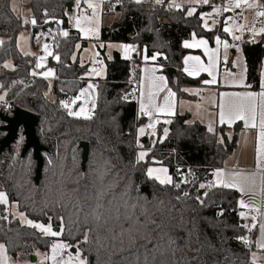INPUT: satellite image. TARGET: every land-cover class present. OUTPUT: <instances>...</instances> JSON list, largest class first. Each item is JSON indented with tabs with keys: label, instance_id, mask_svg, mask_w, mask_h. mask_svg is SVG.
I'll use <instances>...</instances> for the list:
<instances>
[{
	"label": "trees",
	"instance_id": "1",
	"mask_svg": "<svg viewBox=\"0 0 264 264\" xmlns=\"http://www.w3.org/2000/svg\"><path fill=\"white\" fill-rule=\"evenodd\" d=\"M69 2L24 0L23 4L30 10L29 18L36 20L31 37L53 33V54L60 57L59 62L52 58L49 62L55 69V100L49 101L47 82L31 74L34 59L17 49V35L28 24L13 13L10 0H0V93L14 98L13 108L38 117L37 136L50 150L44 154L38 185L33 181L36 162L30 152L22 160L21 149L15 158L12 149L0 156V183L9 203L30 220L62 230L59 239L78 246L89 264H250V249L241 239L248 234L239 219L237 191L200 187L208 184L212 169L220 167L235 149L240 125L233 126L228 138L224 126L212 133L199 123H188L186 115H177L163 140L158 127L146 161L137 162L136 130L144 118L137 117L135 102L121 99L132 88L128 84L131 62L116 52L109 60L104 58L105 77L97 83L91 119L69 115L61 102L76 96L87 72V66L70 59L81 39L69 31ZM111 7L119 19L101 28L99 41L138 45L149 58L161 55L155 64L164 72L174 69L172 75L165 74L178 96L184 95V88L202 86L205 75L191 78L182 72V58L188 52L182 42L195 33L212 43L219 30L206 31L198 15L188 16L185 10L167 12L136 0H108ZM64 30L70 35L60 36ZM241 50L246 83L257 90L263 43H243ZM100 55L104 57L103 50ZM9 60L12 68L4 66ZM133 62L140 64L141 56ZM82 142L88 144L84 170ZM154 162L168 168L179 188L147 177L146 168ZM185 168L194 172L190 181L184 180ZM145 187L148 194L141 192ZM53 239L22 225L0 205V243L8 254L31 259L35 251H48Z\"/></svg>",
	"mask_w": 264,
	"mask_h": 264
},
{
	"label": "snow or ice",
	"instance_id": "2",
	"mask_svg": "<svg viewBox=\"0 0 264 264\" xmlns=\"http://www.w3.org/2000/svg\"><path fill=\"white\" fill-rule=\"evenodd\" d=\"M85 2L88 5V8L92 9V13L90 16H84V17H77L75 18V26L84 33L85 37L89 36H97L99 32V19L97 16L96 8L98 5L92 3V0H85ZM142 0H136V3H141ZM157 4H161L163 0H155ZM193 4H203L208 5L210 3V0H191ZM75 3L77 7L80 5V0H75ZM172 5L179 8L180 5L176 4L175 0H172ZM258 4L256 3V0H228V3L224 7H218L213 5V13H205L200 16V19L204 21L203 27L211 31V27L208 24V20L213 18V15H220L223 12L228 11H235L236 9H240V15L243 16V10L244 9H253L257 8ZM196 12L195 7H192L188 10V16H192ZM256 17H264V10L257 11L255 13ZM232 20V17H229L223 21V31L227 33L228 35L232 36L234 40H240L241 36L236 35L233 29L237 30H243L246 27V24H240L233 22L231 25L229 24V21ZM246 20V18H245ZM24 23H28L27 20L24 21ZM31 23L33 25L36 24V20L32 19ZM57 24L61 23L60 21H56ZM264 23V22H262ZM213 26L216 24V20L212 19ZM252 33L253 36L264 34V26L257 29L255 26L248 29ZM64 37L68 36V32L64 31L61 33ZM216 42V48L211 49L208 47V41L205 39H196L195 33L193 34V42H185L184 47L185 48H196L200 47L203 49L204 54L208 57L207 64L204 63L198 56H189L185 58V65L186 67L183 69L186 73H188L191 76H198L200 72H207L208 75L211 77L209 80L203 81L206 85H213L217 83V67L219 63V50L222 46L224 49V64L227 65V50L229 47H234L235 45H230L227 40H222L219 36L215 38ZM2 43V42H0ZM79 48V45L76 46ZM100 47H104V45H100ZM109 47H113L112 45H109ZM120 49L123 50V55L125 59H131L130 53L135 52L136 49L131 45H119ZM42 51L44 52L43 56L38 57V61L36 64V68H42L44 67V62L46 61L48 56H52L53 52L51 49V46L47 43L43 45ZM95 55L98 57L99 53H95ZM156 54H154L151 59L155 60ZM54 59L59 62L60 57L59 55H55ZM144 59L147 61L149 57L145 56ZM73 60H75V56H73ZM189 61H191V65H189ZM95 63L102 64V60H95ZM5 67H9V65H4ZM238 64L234 63L233 67H237ZM145 72V76L141 80L140 84V97H139V112L149 118L150 123H148L146 126L138 128V136H137V143L139 145V137L145 135L146 131L151 129V134L155 135L156 132V125L160 123V120L158 118L159 114H163L165 116H172L175 115V108H176V102L174 100L176 93L173 92L170 88H167V82L163 76H156L155 72L156 69L152 68H145L143 70ZM246 71V69L244 70ZM92 72L96 73L97 75H100V72H96L95 69L92 70ZM33 76L37 75L35 71L31 73ZM43 77L45 79H48L50 76L54 75V72L52 69H49L48 71L44 72ZM225 82L230 83L237 86H245L244 85V77L243 72L240 74V79L236 80L234 78V74L232 72H227L225 74ZM228 77H232L231 80L228 79ZM262 77H264V73H262ZM96 86L93 84H89L87 88L83 89L79 96L75 97L73 100H71V103L68 101H62V106L69 110V115L77 116L79 117L82 113L85 112V108L82 106L79 111L73 112L71 110V104H75L77 100H80L81 97H85L89 94V90L94 89ZM247 87H250V85H247ZM165 89H167L165 95L162 97V103H158V98L160 97L161 92H165ZM190 91V94L192 95H199L200 90H187ZM135 92V90H134ZM4 97L0 96V100H3ZM124 99H128V96L126 95ZM259 101V102H258ZM85 104H87V100H85ZM200 106L197 105V108ZM219 107V123L221 125L227 123L229 127L236 121V120H243L244 126L246 129H257V146H256V171L246 173L243 171H234V172H225L224 170H216L213 175L215 176V180L208 184L204 185L201 184L200 187H208L211 189L212 187H222V188H230L235 189L238 192L241 193V195H248L256 194V189L259 186L261 191H264V79L261 81V91L257 94L254 92H246V93H221L220 94V103L218 105ZM94 108V103H93ZM85 119H91L90 115H84ZM258 119V123H257ZM165 124H171L172 121L170 119H165L163 121ZM168 128H164V137L166 138L168 135ZM208 131L215 133V129L212 127L211 124H209ZM221 143L223 140L221 139ZM141 148H143V145H139ZM148 155L147 151H140L137 156V162L142 161L145 159V157ZM167 168H149L148 169V175L149 177L153 176V173H162L163 175H156L155 179H157L161 184L166 185H173L176 188H179V184H175L172 180V177L167 175ZM259 181V185H258ZM100 195H103V192L100 193ZM189 194L188 192L184 193V196L187 197ZM206 195V193H205ZM99 198V197H98ZM199 199V197L197 198ZM203 204V200L200 201ZM0 205H9V198L7 193L0 191ZM240 208H255L254 202L245 201L244 199H241L239 201ZM15 207V205H13ZM257 212H259V208H255ZM222 214V213H221ZM20 219L22 221H25L27 225L38 229L41 233H43L46 236L51 237H58L62 234V230L60 231H53L51 224L44 225L42 223H34L32 220L27 219L23 213L18 214ZM242 218H247L245 212H240L239 214ZM4 219H7V217H3ZM252 219L255 221L256 217L253 216ZM138 223V221H137ZM155 223L154 221L152 222ZM146 227V225H145ZM245 227L249 228V231L252 230V228L256 227V224L252 225H245ZM260 233L262 239L257 242V246L260 249H264V223L260 224ZM131 239H135L134 237H131ZM241 239L244 241V243L248 244L250 243L247 238L241 237ZM88 242V237L85 235L84 243ZM172 243H175V241H172ZM73 247H76V253L73 254L71 249ZM64 248H68L69 251L67 253H63L61 250ZM10 257L8 256V249L6 246L2 243H0V264H9ZM45 260H51L52 264H89L87 257L82 255L81 249H79L78 246H74L71 244H65L62 241L53 242L51 244V255L44 254ZM253 264H255V255L253 256Z\"/></svg>",
	"mask_w": 264,
	"mask_h": 264
},
{
	"label": "crops",
	"instance_id": "3",
	"mask_svg": "<svg viewBox=\"0 0 264 264\" xmlns=\"http://www.w3.org/2000/svg\"><path fill=\"white\" fill-rule=\"evenodd\" d=\"M184 1L191 2V0H184ZM262 2H263V4H261ZM262 2L260 4H258V6H264V0H262ZM73 5L74 4H72V6H71V11H72ZM25 8H27V7H25ZM187 13H188V11L186 12V14ZM262 18H263L262 22H264V17H262ZM247 23H248V19L246 18V20H244V22L242 24H246V26H247ZM201 25L203 27V21H201ZM68 26H69V24H68ZM209 26L211 27V31L215 30L211 25H209ZM262 26H264V23H261V27ZM203 28L206 31H209L205 27H203ZM243 30L235 29V31H234L235 34L241 36V39L240 40H233V43H231L232 41H231L230 35L225 33L223 31V29L219 30V31L223 32L225 34V37L220 36L218 34H215L214 37L212 38V43H208L209 48L215 49L217 47L216 42H215V38L217 36H219L221 39L225 38L224 40H227L230 45H235L234 47H229V49L227 50V59H228L227 65H225L223 62L224 61V49L222 46L220 47L219 63H218L217 73H216L217 74V83L213 84V85H206L202 82L201 87L184 88L183 89L184 95L178 96L176 94V96L174 98V100L176 102L175 115H172V116H165L163 114L158 115L160 123H158L156 125V130H155L156 133H157V129L160 125H163L164 128H168L169 124H165L163 122L165 119H170L172 121L173 117H175L177 115H186L188 117V120H187L188 123H194V122L199 123L202 126H204L207 131H208L209 124H211L214 129H216V127H219V126H224L226 128L225 134L228 138L232 137L233 126L236 124L240 125L241 129L238 132L236 147L233 150V152L227 158H225V160L223 161V163L220 167L212 169L211 177H210L211 183L215 180V176L213 175V173L216 170H224L225 172L243 171L246 173L256 171V146H257V131L258 130L257 129H246L244 126L243 120H236L231 125V127H229L227 123L221 125L219 123V115H218V113H219L218 105L220 103V94L221 93L254 92V93L258 94L261 91V81H262V79H264V77H262V73H264V57L262 58L261 64H260L259 87L257 90H252L249 87H247L248 84L246 83V71H244L246 69L245 60L243 61L244 62L243 66L240 65V62H239V72H238L239 76H238V78L236 77V73H235L236 67H233L234 59L236 60L238 57L240 58V56H243L242 50H241L242 44L244 43L243 42V36H242ZM69 31H72L70 26H69ZM193 34L194 33H192V35L190 34L189 37L190 38L193 37ZM195 38L196 39L197 38L206 39L205 37H198L196 35H195ZM184 40L182 42V47L184 49H186L188 52L182 58V72H183V74L188 76V77H191V78H196V77H199L200 75H205L206 76L205 80L211 79V77L208 75L207 72H200V74L198 76H191L183 70L186 67V65L184 63L185 58L189 57V56H198V57H200V59L202 61H204L205 64H207V62H208V57L204 54V51L202 48H200V47L185 48L184 47L185 42L191 43V42H193V39H191L190 41H184ZM257 42H262L263 47H264V34H259V35L255 36V41L253 43H257ZM124 45H131V44H124ZM131 46H133L136 49V51L131 52L130 53L131 59H126V60L131 62L130 65H131V69H132L133 59L138 58L139 57L138 53L140 54V52H143V51H141V49L138 45H131ZM118 52H119L120 56L122 58H124L123 50L121 49V51H118ZM195 52H199V53L204 54V55L203 56L202 55H195L194 54ZM106 59L109 60L110 58H106ZM71 61H73L72 58H71ZM146 62L152 63V64H145L144 65L142 62V57H141V63L140 64H137V63L134 64L138 67V70H139V77H138L139 84L137 87V97H136L137 117L138 118H144V123L141 124L140 126H138L137 130H138V128L146 126L148 123H150L149 118L139 112L140 84H141L142 78L146 75L143 70L145 68H149V69L155 68L156 69L155 75L156 76H163L167 82V88H170L172 90V88L169 86L168 78H167L165 72L164 73L161 72V68L158 67L159 65L158 66L153 65V64H155L154 60H152V61L149 60ZM191 63L192 62L189 61V65H191ZM12 67H13V62H12ZM229 68L231 70L230 72H232L234 74V78L235 79L237 78V80L240 79V74H241V72H243L244 85L245 86H237V85H233V84L225 82V79H226L225 74L227 72H229L228 71ZM35 77H38V76L35 75ZM104 77H105V74L100 79L93 78V76H90L88 78L84 77L85 84H87L88 82L89 83L93 82V83L97 84L98 81L103 79ZM54 79H55V75L52 78L51 83L53 82ZM228 79L231 80L232 77H228ZM205 80H203V81H205ZM185 89H187V90L199 89L200 94L199 95H192V94H190V91H185ZM166 91H167V89H165V92L160 93V97L158 98V101H157L158 103H162V97L165 95ZM52 94H53V92H52ZM0 96H3V93H0ZM53 96H54V94H53ZM74 98L75 97L68 98L64 101H68L69 103H71V100H73ZM54 100H55V96H54ZM197 105H199L200 107L197 108ZM88 106L91 108V114H92V111L94 109L93 103L89 102ZM94 106H95V103H94ZM73 107H74L73 104H71V110H73ZM68 113H69V110H68ZM73 117H76V116H73ZM76 118H79V117H76ZM258 122L259 121L257 119V123ZM137 130H136V137H135L136 147L138 149V147H140L139 145H141V143H142L145 145V148H146V145L148 143V138L146 136L147 132L145 133V135L139 137V145H138V143H137V136H138ZM258 185H259V181H258ZM227 189H230V188H227ZM233 190H235V189H233ZM235 191H237V190H235ZM237 193H238L237 205L239 208V214H240V212L243 211L246 213V216H247V218H242L239 215V219H240L241 224L244 226L247 234L249 235V239L251 241L250 242V252H249V262H250V264H253V256L255 255V264H264V249H260L257 246V242H259L262 239L259 229H260V224L264 223V191H261L259 186H258L256 189L255 195H252L250 193L248 195L242 196L240 192L237 191ZM241 199H244L245 201H249V202H254L255 208H259V212H257L255 210V208H252V209L240 208L239 201ZM9 204H13V203H9ZM16 209H17V206H16ZM253 216L256 217L255 221L252 219ZM254 223L256 224V227L252 228L251 231H249L248 227H245V225L250 226ZM52 229H53V231H56L55 228H52ZM37 252L38 251L34 252V256L36 257V261L38 259ZM17 256L18 255H15L13 257L16 258Z\"/></svg>",
	"mask_w": 264,
	"mask_h": 264
},
{
	"label": "rangeland",
	"instance_id": "4",
	"mask_svg": "<svg viewBox=\"0 0 264 264\" xmlns=\"http://www.w3.org/2000/svg\"><path fill=\"white\" fill-rule=\"evenodd\" d=\"M262 2V0H256V3L257 4H260ZM92 3L98 5V7L96 8V12H97V16H98V19H99V32H98V35L97 36H89V37H85L84 33L81 32L76 26H75V18L77 17H84V16H90L91 13H92V9L88 8V5L87 3L85 2V0H80V5L79 7H77L76 3H74L73 5V8H72V11L70 10L67 15H66V18H67V21H68V24L69 26L71 27V30L72 31H75L76 33H78L79 37H80V41L75 45V49H74V52L72 53V60H73V56H75V60L78 61L79 65H85L87 66V72L86 74L84 75V77L88 78L90 76H93V78H96V79H100L104 76L105 74V61H104V58H111L113 53L116 52L119 54L118 51H121V49L118 47L119 45H124L123 43H115V42H101L99 41V38H100V31H101V28L103 27H109L111 26L113 23H115L118 19H119V13L116 12L113 8L114 7H111L108 9V0H92ZM22 4V5H21ZM24 4V0L21 1V0H10V9L13 11L14 14L23 17L22 19V23L24 24V21L27 20L28 21V26L21 30L18 35H17V49L19 51V53L23 56H29L31 57L32 59H34V69L33 71H35L37 73L36 76H38L39 78L41 79H44L46 82H47V89L45 91V97L50 101H53L54 100V96L52 94V83H51V80L52 78L54 77L55 75V69L52 65L49 64L50 62V59L52 58V60L55 62L57 61L56 59H54V54L52 56H48L46 61L44 62V67L42 68H36V64H37V61H38V57L40 56H43L44 55V52L42 51L43 49V45L45 43L49 44L51 46V49H52V52H53V45H52V35L50 34L49 35V32H47V34L45 33H41L44 37L43 41H41L40 43H37L34 47L32 45V40H31V33L30 31L32 30V26L33 24L31 23V18H29L30 16V10L25 8L23 6ZM263 4V2L261 3ZM203 21V20H202ZM204 23V21H203ZM65 31V30H64ZM64 31H59V35L60 36H63L61 35L62 32ZM233 31H235V29H233ZM68 32V31H67ZM217 34H221V36L225 37V34L223 32H217ZM68 35H70V33L68 32ZM192 35V34H191ZM231 38V43H233V38L232 36H230ZM191 39H193V37H187L184 41H190ZM199 38H197L198 40ZM225 38H223L222 40H224ZM207 40V39H205ZM208 41V40H207ZM209 43V41H208ZM104 45V47H100V45ZM79 45V48H77L76 46ZM109 45H112L113 47H109ZM103 50L104 51V57H101L100 55V51ZM95 53H99V56L97 57L95 55ZM195 55H204V54H201L199 52H195L194 53ZM120 55V54H119ZM138 56H141L142 57V62L143 64H152V63H148L146 62V60L144 59V57L146 56L145 55V52H140V54L138 53ZM161 55L159 54H156V59L154 60V63L155 61H158V57H160ZM238 57V56H237ZM70 58V59H71ZM75 60H73L72 62H74ZM95 60H102L103 63L100 64V63H95L94 61ZM152 61L151 58H149L147 61ZM228 60V59H227ZM244 58L243 56H240V58L238 57L236 60L234 59V63H237L238 66L236 67V70H235V73H236V77L238 78V72H239V62H240V65H244ZM228 62V61H227ZM9 65V67L7 68H12V61L9 60L5 63V65ZM153 65H156L158 66L157 64H153ZM98 66V67H96ZM161 68V72L164 73V69L161 67V66H158ZM49 69H52L53 72H54V75L53 76H50L48 79H45L43 77V73L48 71ZM95 69L96 72H100L101 74L100 75H97L96 73L92 72V70ZM228 71H231L230 68ZM236 78V80H237ZM89 84H93L95 85L96 87L94 89H91L89 90V94L85 97H81L80 100H77L75 104H73V112H77L80 110V108L83 106L85 108V112L82 113L79 118H84V115H90L91 116V108L88 106L89 102L90 103H95L96 102V96H97V84L95 83H87L85 84L81 89L80 91L77 92L76 96L74 97H77L80 95L81 91L85 88L88 87ZM6 92H3V97L4 99H7L6 96H5ZM12 100H14V98H11ZM85 100H87V104H85ZM68 111V110H67ZM72 116V115H71ZM77 117V116H76ZM75 117V118H76ZM161 126V133H160V138L159 140H163L165 137H164V126L163 125H160ZM147 138H148V144L146 145L147 147L145 148V145L141 143V145H143V148L141 147H138L137 149V156H138V153L140 151H147L149 152L150 149L154 146L155 142L157 141V133L155 135H152L151 134V130H147ZM3 135L0 134V138L2 137ZM23 144V138L22 137H19L18 141L12 146V150H13V157L15 158L19 152H20V149H21V145ZM146 158L147 156L145 157L144 160H142V162L146 161ZM149 168H154V169H159V168H167L166 166L162 165V164H158L156 162H154L153 164H150L149 166H147L146 168V175L148 178L150 179H153L155 182H157L158 184H161L157 179H155V176L156 175H163L162 173H153V176L152 177H149V175L147 174L148 173V169ZM168 170V168H167ZM167 175L170 176L169 172H167ZM211 181L209 180L208 184H210ZM207 184V185H208ZM161 185H166V184H161ZM0 191H3V188H2V185L0 183ZM202 193V192H200ZM13 205H15L14 203L13 204H9L7 205V212L12 216V218H16L19 220V222L22 224V225H25V226H29L27 225V223L25 221H22L19 217V212L17 209H16V205L15 207H13ZM25 216V215H24ZM27 219H29L27 216H25ZM34 223H39V222H35L33 221ZM31 227V226H29ZM38 230V229H37ZM247 240L249 242L250 239H249V235H247ZM58 241H61L59 239V237H54V239L52 240L51 244L53 242H58ZM247 247L248 249H250V243L247 244ZM62 251V250H61ZM69 251V249H68ZM63 252V251H62ZM76 253V252H75ZM73 253V254H75ZM44 254H47V255H51V245H50V248L48 251H45V252H42V251H38L37 252V255H38V259L37 261H33L32 258L31 259H23V258H20L19 256H17L16 258L13 257V255L11 254H8V256L11 258L10 261H9V264H52V261L51 260H45L44 259ZM33 257H35L33 255ZM35 260H36V257H35Z\"/></svg>",
	"mask_w": 264,
	"mask_h": 264
},
{
	"label": "built area",
	"instance_id": "5",
	"mask_svg": "<svg viewBox=\"0 0 264 264\" xmlns=\"http://www.w3.org/2000/svg\"><path fill=\"white\" fill-rule=\"evenodd\" d=\"M70 2L74 4L75 0H70ZM175 2L176 4L180 5L179 8L172 5V0H163L161 4H157L155 0H142L141 4L148 5L151 8H162L164 11H167V12H177L181 10H185L187 12L190 8L195 7L196 12L194 14H197L198 17L200 18V16L205 13H213V5L218 6V7H224L228 3V0H210V3L208 5L193 4L192 2H186L184 0H175ZM260 10H264V6H258L257 8H253V9H244L243 16L240 15V12H241L240 9H236L235 11L223 12L220 15H213L212 19L216 20V24L214 26L212 24V19L208 20V24L211 25L215 30H222L224 26L223 21L229 17H232V20L229 21L230 25L233 22L242 24L245 18H247L248 19L247 26L244 28L242 32L243 42L253 43L255 41L256 35L253 36L252 33L248 31V29L252 28L253 26H255L257 29L261 27L263 18L256 17L255 15V13ZM19 17L23 19L21 14ZM43 39L44 37L41 33L36 34L33 38L31 37L33 47L37 43H40L41 41H43ZM134 64L135 63L133 62L132 69L130 65V72H129L130 76H129V81H128V84H130L132 88L130 89L129 92L122 94V97H121V99L125 102H135L136 103L137 87L139 84V80H138L139 70H138V67ZM126 95L128 96V99H124ZM12 110H13L12 100L10 99L0 100V114L11 115ZM185 172H186V175H185L184 180L190 181L192 177L194 176L193 170L185 168ZM62 251L63 253H67L68 248H64L62 249Z\"/></svg>",
	"mask_w": 264,
	"mask_h": 264
},
{
	"label": "water",
	"instance_id": "6",
	"mask_svg": "<svg viewBox=\"0 0 264 264\" xmlns=\"http://www.w3.org/2000/svg\"><path fill=\"white\" fill-rule=\"evenodd\" d=\"M72 3L69 2L67 10H71ZM174 69H167L165 73L172 75ZM39 119L36 115L20 108H13L11 115L0 114V134L3 136L0 138V156L6 151L10 152L12 146L18 141L19 137L23 138V145L20 152V160L27 153L32 154L33 161L36 162V169L33 177L35 185H38L41 180L44 154H49L48 147L43 146L36 133ZM82 149L81 168L85 169V163L88 156V144L80 143ZM141 192L148 194L147 187L141 189ZM202 192V191H200ZM57 230V228H55ZM73 253L76 252L74 248L71 249ZM15 256V254H12ZM32 260L35 262V257L32 256Z\"/></svg>",
	"mask_w": 264,
	"mask_h": 264
}]
</instances>
